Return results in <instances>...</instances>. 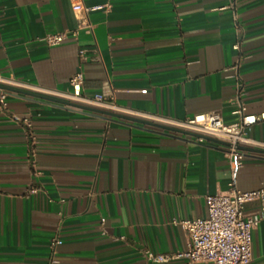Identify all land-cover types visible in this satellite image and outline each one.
Returning a JSON list of instances; mask_svg holds the SVG:
<instances>
[{
	"label": "crops",
	"instance_id": "1",
	"mask_svg": "<svg viewBox=\"0 0 264 264\" xmlns=\"http://www.w3.org/2000/svg\"><path fill=\"white\" fill-rule=\"evenodd\" d=\"M73 1L0 0L7 86L63 101L5 90L0 264H184L173 220L205 216V196L227 190L225 146L68 104L69 79L81 70L82 94L117 108L84 106L175 129L210 111L237 121L240 106L264 115V0H78L109 8L76 35ZM54 32L67 37L49 46ZM247 134L264 141V118ZM235 185L264 190V154L245 152ZM244 210L262 213L248 264H264V195Z\"/></svg>",
	"mask_w": 264,
	"mask_h": 264
},
{
	"label": "built area",
	"instance_id": "2",
	"mask_svg": "<svg viewBox=\"0 0 264 264\" xmlns=\"http://www.w3.org/2000/svg\"><path fill=\"white\" fill-rule=\"evenodd\" d=\"M72 11L76 18V29L87 33L93 32V23L89 19V12L96 9H108L107 3L93 7H86L81 1L71 2ZM65 32L47 33L41 39L49 46L57 45L66 38ZM238 49V44L233 45ZM79 54L85 58L84 50ZM11 80L4 78L0 73V84L10 85ZM70 101L80 105H95L115 110L117 107L112 101H107L102 94L92 97L84 96L81 92L83 73L75 71L70 79ZM12 85V84H11ZM6 91L0 89V108L6 106ZM243 107L235 110L240 117L237 121L225 123L219 111L197 114L185 121H174V126L199 134L197 139L202 141L203 136L213 137L229 145L225 146L229 158L230 180L225 191L205 196L206 214L203 217L184 218L173 220L186 236V248L178 255L185 258L184 264H248L251 261V232L262 217L259 211L246 212L244 206L252 200H263L264 190L241 191L235 185L237 170L244 164L245 152L239 145L264 150V141L251 138L247 134L250 125L264 118V115L254 116L242 113ZM26 126H30L28 119H23ZM36 188H30L35 191ZM59 243L58 238L52 239L50 245ZM146 257L155 262H162L165 256L146 253ZM55 260H51L53 264Z\"/></svg>",
	"mask_w": 264,
	"mask_h": 264
},
{
	"label": "water",
	"instance_id": "3",
	"mask_svg": "<svg viewBox=\"0 0 264 264\" xmlns=\"http://www.w3.org/2000/svg\"><path fill=\"white\" fill-rule=\"evenodd\" d=\"M0 89L9 90V91H16V92H19L21 94L31 95V96H35V97H38V98H41V99H47V100H51V101L63 102L62 100H59V99H54V98H50V97H46V96H42V95H38V94H33V93H30V92H27V91L18 90V89H15V88H12L10 86L3 85V84H0ZM66 103L82 107L83 109L91 111V112H97V113H101V114H104V115H107V116H111V117L126 118L128 120H132V121L139 122V123H142V124L158 127V128L165 129V130L178 131V132H181V133H184V134H189V135L196 136V137L199 136V134L190 132V131L185 130V129H178V128L175 129V128L170 127V126L159 124V123H154V122H151V121H148V120H145V119H139V118H135V117L124 116V115L115 113L113 111H108V110H104V109H100V108H93V107L84 106V105H80V104H76V103H70V102H66ZM203 138L206 139V140H209V141L216 142L218 144L224 145V146H228L229 145L227 142H224L222 140H219V139H216V138H213V137L203 136ZM238 148L241 149V150H244V151H252V152L264 154V150H261V149L249 148V147H245V146H241V145H239Z\"/></svg>",
	"mask_w": 264,
	"mask_h": 264
}]
</instances>
